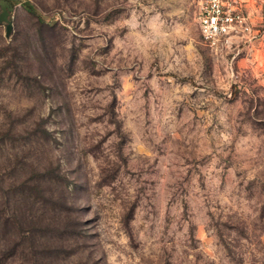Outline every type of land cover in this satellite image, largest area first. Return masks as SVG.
I'll list each match as a JSON object with an SVG mask.
<instances>
[{
  "label": "rangeland",
  "instance_id": "1",
  "mask_svg": "<svg viewBox=\"0 0 264 264\" xmlns=\"http://www.w3.org/2000/svg\"><path fill=\"white\" fill-rule=\"evenodd\" d=\"M10 1L3 264H264V0L214 47L202 0Z\"/></svg>",
  "mask_w": 264,
  "mask_h": 264
},
{
  "label": "built area",
  "instance_id": "2",
  "mask_svg": "<svg viewBox=\"0 0 264 264\" xmlns=\"http://www.w3.org/2000/svg\"><path fill=\"white\" fill-rule=\"evenodd\" d=\"M248 0H202L199 9V31L209 46H217L230 35L250 34L244 14Z\"/></svg>",
  "mask_w": 264,
  "mask_h": 264
},
{
  "label": "trees",
  "instance_id": "3",
  "mask_svg": "<svg viewBox=\"0 0 264 264\" xmlns=\"http://www.w3.org/2000/svg\"><path fill=\"white\" fill-rule=\"evenodd\" d=\"M11 4H12V6H13V3L10 1V0H8ZM22 6L29 12V13H31V14H33V15H36L37 14V11H36V9H35V7L32 5V3L30 2V1H24L23 3H22ZM4 210V209H3ZM1 212H4V211H1ZM3 220V226L5 227V226H7V225H12V224H15V218H7V217H5V216H2V215H0V220ZM16 254L14 253H12V255L10 254V255H8V254H6V253H4V252H2V251H0V264H3V262H2V259H3V257H4V259L5 258H10V257H13V256H15ZM31 260L33 261V263H35V259L33 258V255H31Z\"/></svg>",
  "mask_w": 264,
  "mask_h": 264
},
{
  "label": "water",
  "instance_id": "4",
  "mask_svg": "<svg viewBox=\"0 0 264 264\" xmlns=\"http://www.w3.org/2000/svg\"><path fill=\"white\" fill-rule=\"evenodd\" d=\"M0 22L5 24L6 35H9V32L12 28V22L9 19V11L12 9V4L8 0H0Z\"/></svg>",
  "mask_w": 264,
  "mask_h": 264
}]
</instances>
